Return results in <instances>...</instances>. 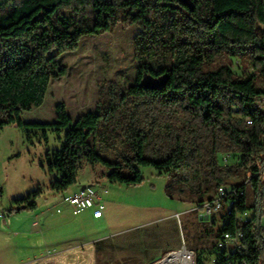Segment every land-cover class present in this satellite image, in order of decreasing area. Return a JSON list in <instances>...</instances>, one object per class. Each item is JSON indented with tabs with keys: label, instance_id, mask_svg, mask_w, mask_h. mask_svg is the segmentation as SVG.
<instances>
[{
	"label": "trees",
	"instance_id": "trees-1",
	"mask_svg": "<svg viewBox=\"0 0 264 264\" xmlns=\"http://www.w3.org/2000/svg\"><path fill=\"white\" fill-rule=\"evenodd\" d=\"M2 1L0 128L15 125L45 143L56 135L61 145L46 156L50 190L66 193L86 166L100 167L103 179L126 187L141 185L143 170L153 168L169 178L170 197L188 193L201 208L221 187L245 191L251 181L255 215L242 227L232 218L218 239L239 229L245 258L260 264L264 0ZM118 26L140 28L135 84L104 87L95 111L77 120L60 103L55 122H25V112L44 104L51 82L68 75L59 57ZM225 154L237 165L224 166ZM247 172L251 177L239 183ZM41 195L39 189L17 200L18 211L36 210ZM238 208L252 210L246 196Z\"/></svg>",
	"mask_w": 264,
	"mask_h": 264
},
{
	"label": "rangeland",
	"instance_id": "rangeland-1",
	"mask_svg": "<svg viewBox=\"0 0 264 264\" xmlns=\"http://www.w3.org/2000/svg\"><path fill=\"white\" fill-rule=\"evenodd\" d=\"M139 32L138 26H118L110 33L84 38L77 50L61 55L68 75L51 82L44 104L25 112L24 121L53 123L60 103L77 120L95 111L104 87L134 85ZM30 136L15 125L0 128V264H158L184 247L195 255L194 264L199 259L211 264L223 221L220 217L203 220L202 208L190 202L194 196L188 193L170 197L167 176L145 168V181L126 187L103 179L100 167L86 166L71 189L95 183L103 186L108 190L104 197L107 216L102 221L90 220L89 212L75 216L63 202L64 194L50 190L46 156L60 147L59 139L51 133L45 143ZM220 159L224 166L238 163L227 154ZM250 177L247 172L238 182L245 184ZM39 189L37 209L18 211L16 201ZM248 203L254 216L252 188ZM262 213L257 231L264 244V207ZM260 264H264V250Z\"/></svg>",
	"mask_w": 264,
	"mask_h": 264
},
{
	"label": "built area",
	"instance_id": "built-area-1",
	"mask_svg": "<svg viewBox=\"0 0 264 264\" xmlns=\"http://www.w3.org/2000/svg\"><path fill=\"white\" fill-rule=\"evenodd\" d=\"M258 105L261 109L264 108V100H260ZM252 124V122H248ZM227 159V158H226ZM264 175V169L256 174V177ZM252 188L251 181L245 191L235 189V191H223L220 194L219 200H214L213 204H203L201 218L207 222H212L220 217L225 223H230L232 218L235 219L237 226L247 225L253 218L252 210L248 209L244 212L239 211L240 199L247 197L248 190ZM108 195V190L103 186L95 183L90 186H85L81 190L73 194H64L63 202L72 207L73 214L79 216L87 212L91 213L94 220L104 218L106 206L104 197ZM249 206V203H248ZM250 207V206H249ZM60 213L61 210H58ZM181 214H177L179 218ZM244 233L239 229L233 233H223L213 249L211 264H250L245 258L246 248L244 246ZM193 255V259H194Z\"/></svg>",
	"mask_w": 264,
	"mask_h": 264
},
{
	"label": "bare ground",
	"instance_id": "bare-ground-1",
	"mask_svg": "<svg viewBox=\"0 0 264 264\" xmlns=\"http://www.w3.org/2000/svg\"><path fill=\"white\" fill-rule=\"evenodd\" d=\"M223 191H226L224 187H221L218 191L217 197L214 200L220 199V194ZM213 202H208L206 204H213ZM162 264H194L193 254L190 253L186 248L181 249L178 252L171 253L168 255Z\"/></svg>",
	"mask_w": 264,
	"mask_h": 264
},
{
	"label": "crops",
	"instance_id": "crops-1",
	"mask_svg": "<svg viewBox=\"0 0 264 264\" xmlns=\"http://www.w3.org/2000/svg\"><path fill=\"white\" fill-rule=\"evenodd\" d=\"M86 185H81L79 188H74V189H69L66 193H64V194H73V193H76V192H78L79 190H81L83 187H85ZM63 195V194H62ZM61 213V212H60ZM107 216V212H106V209H105V212H104V218L103 219H105V217ZM90 220H94L93 218H92V215H91V213H90V218H89ZM103 219H101V220H94V221H102Z\"/></svg>",
	"mask_w": 264,
	"mask_h": 264
},
{
	"label": "water",
	"instance_id": "water-1",
	"mask_svg": "<svg viewBox=\"0 0 264 264\" xmlns=\"http://www.w3.org/2000/svg\"><path fill=\"white\" fill-rule=\"evenodd\" d=\"M149 81L151 82V84H152L153 86H157V87H160L161 85L164 84V81H163V80H152V79H150ZM185 248H186V247H184V249H185ZM163 261H164V260H162V261L159 262L158 264H162Z\"/></svg>",
	"mask_w": 264,
	"mask_h": 264
}]
</instances>
